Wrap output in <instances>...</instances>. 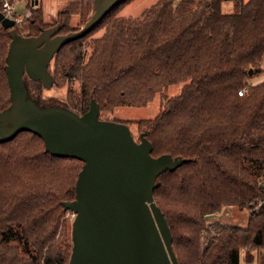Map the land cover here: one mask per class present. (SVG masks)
<instances>
[{
	"label": "trees",
	"instance_id": "16d2710c",
	"mask_svg": "<svg viewBox=\"0 0 264 264\" xmlns=\"http://www.w3.org/2000/svg\"><path fill=\"white\" fill-rule=\"evenodd\" d=\"M7 1L27 2L29 17L15 27L18 35L37 37L52 27L40 3ZM132 1L54 56L49 89L67 85L64 100L45 97L49 89L25 78L27 98L78 116L94 101L100 116L143 108L181 86L155 118L121 123L136 127L138 142L141 136L150 142L152 157L183 161L157 176L153 192L177 263L240 264L247 250L246 261L264 264V0H157L136 18L118 16ZM226 2L231 12L222 10ZM70 14L58 16L61 35L78 31L67 26ZM9 44L0 26V113L10 107ZM82 165L45 153L31 133L0 144V264H68L72 221L62 204L74 200ZM226 209L249 212L245 226L209 224L207 216Z\"/></svg>",
	"mask_w": 264,
	"mask_h": 264
},
{
	"label": "water",
	"instance_id": "95a60500",
	"mask_svg": "<svg viewBox=\"0 0 264 264\" xmlns=\"http://www.w3.org/2000/svg\"><path fill=\"white\" fill-rule=\"evenodd\" d=\"M125 1L94 0V12L83 27L66 35L58 24L37 37H22L14 21L0 13V26L10 38L5 68L10 107L0 113V144L31 133L50 156L83 164L74 200L62 204L74 216L68 264H178L153 192L157 176L175 171L183 161L152 157L144 137L136 142L125 124L100 120L94 101L78 116L62 108L41 109L26 95L25 78L49 89L54 56Z\"/></svg>",
	"mask_w": 264,
	"mask_h": 264
},
{
	"label": "rangeland",
	"instance_id": "374dc122",
	"mask_svg": "<svg viewBox=\"0 0 264 264\" xmlns=\"http://www.w3.org/2000/svg\"><path fill=\"white\" fill-rule=\"evenodd\" d=\"M156 1L157 0H133L132 2L128 3L122 9V11H120L117 15L123 16V17L136 18L140 16L146 9H148L153 4H155ZM243 1H247V0H243ZM225 4L226 3L222 5L223 12L224 13L231 12L232 8H230L229 10V7H227V5ZM12 5H13V8H12L13 14L15 16H20L21 18H25L26 13H27V4L25 3V1H18ZM79 10H80L78 11L79 17H77L75 21L70 22V17L68 20H66L67 26L69 28H72L73 30L81 29L83 25L86 23V21L91 17L92 13L94 12L93 6H90L88 4L83 5L82 7L80 5ZM25 20L20 24V26L25 24ZM62 21H64V17H61L60 19L58 18L56 22H53L47 25L53 27L55 25L60 24ZM17 26L19 25H15V27ZM101 34L102 32H99L95 34L94 36L99 37ZM67 88H68L67 85L61 88L52 87L49 90L43 91V95L45 97L50 96L53 100H56V101H62L66 97ZM73 88L76 89L77 85L75 84ZM180 89H181V86H171L167 88V90H165L163 94L155 95L152 101L143 108L122 107V108L116 109L111 114L100 115L99 119L102 121H111V122L113 121L115 123H122L125 121L132 122V121H137V120H151L159 114L161 110V105L163 104V102L179 94ZM242 91L245 93L244 90ZM130 131H131L133 139L136 142H138L137 141L138 133L136 131V127L130 126ZM248 216H249V212L247 211L239 212L233 209H226L218 216L214 218H209L207 220L209 221V224L214 221H219L220 223L225 224L227 226H236V227L243 228L246 224ZM68 218L70 222L71 221L73 222L74 216L72 213L68 215ZM251 252L252 251L241 250L240 264H255V262H248L245 260V259H248L249 257L248 254H250Z\"/></svg>",
	"mask_w": 264,
	"mask_h": 264
},
{
	"label": "crops",
	"instance_id": "0c3cea01",
	"mask_svg": "<svg viewBox=\"0 0 264 264\" xmlns=\"http://www.w3.org/2000/svg\"><path fill=\"white\" fill-rule=\"evenodd\" d=\"M37 2V4H36ZM94 0H31L30 5L31 6H36L40 3V7L42 10V18H43V22L45 24H50L53 22H56L58 19V16L60 13L62 12H69L70 14V22H73L76 20L77 17H79V13L78 11L83 5H90L93 6L94 8V4H93ZM25 3L27 4V2L25 1ZM230 2H226L225 5H227V7L232 8L231 4H229ZM224 4V3H223ZM28 9H27V13L28 14ZM260 68L262 70V75L261 77H264V57L261 60L260 63Z\"/></svg>",
	"mask_w": 264,
	"mask_h": 264
},
{
	"label": "built area",
	"instance_id": "2783aa9c",
	"mask_svg": "<svg viewBox=\"0 0 264 264\" xmlns=\"http://www.w3.org/2000/svg\"><path fill=\"white\" fill-rule=\"evenodd\" d=\"M13 5L9 4L7 0H4L3 6H2V14L13 20L15 25H20L26 18L29 17V13L26 14L25 18H21L20 16H15L12 11ZM244 94L243 91L238 92V96H242Z\"/></svg>",
	"mask_w": 264,
	"mask_h": 264
}]
</instances>
